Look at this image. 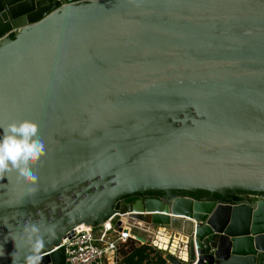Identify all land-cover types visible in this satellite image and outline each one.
Segmentation results:
<instances>
[{
  "label": "water",
  "instance_id": "95a60500",
  "mask_svg": "<svg viewBox=\"0 0 264 264\" xmlns=\"http://www.w3.org/2000/svg\"><path fill=\"white\" fill-rule=\"evenodd\" d=\"M25 119L46 155L0 178V264L33 224L66 264L108 218L183 233L169 264H264V199L121 201L264 194V0H0V124Z\"/></svg>",
  "mask_w": 264,
  "mask_h": 264
},
{
  "label": "clouds",
  "instance_id": "9594fccd",
  "mask_svg": "<svg viewBox=\"0 0 264 264\" xmlns=\"http://www.w3.org/2000/svg\"><path fill=\"white\" fill-rule=\"evenodd\" d=\"M136 3V0H130ZM3 130L0 136V178L7 173L16 176L18 182L26 185H35L38 176L33 169L42 162L46 155V148L43 141L39 138L38 125L31 120L12 121L0 124ZM54 235V228L50 229ZM27 239V252L23 257L18 256V249L12 255L13 264H18L22 259L23 264H41L45 240L40 234L39 226L30 225L25 229ZM15 241V237L11 236ZM4 255V251H0Z\"/></svg>",
  "mask_w": 264,
  "mask_h": 264
},
{
  "label": "built area",
  "instance_id": "2783aa9c",
  "mask_svg": "<svg viewBox=\"0 0 264 264\" xmlns=\"http://www.w3.org/2000/svg\"><path fill=\"white\" fill-rule=\"evenodd\" d=\"M131 232L129 223H125L121 230H115L110 218L97 226L78 225L60 244L65 247L66 264H117L118 247L130 239L136 240ZM157 242L154 243L156 248L169 251L166 245L161 247V242ZM180 253L182 251H179V257Z\"/></svg>",
  "mask_w": 264,
  "mask_h": 264
},
{
  "label": "trees",
  "instance_id": "16d2710c",
  "mask_svg": "<svg viewBox=\"0 0 264 264\" xmlns=\"http://www.w3.org/2000/svg\"><path fill=\"white\" fill-rule=\"evenodd\" d=\"M143 194L150 197H156L159 199H163L164 197L163 196L164 194H159V193L143 192ZM183 196H188L196 200H214V201H218V200L220 201L221 199L224 198L221 196V194L219 195V197L205 196V195H183ZM232 197H234L236 200L239 199L235 195H233ZM230 204H234V203L232 202ZM135 241H136L135 239H130L128 241V243H130L128 252L122 258V262L124 264H168L164 258V253L161 249H158L149 243L136 245Z\"/></svg>",
  "mask_w": 264,
  "mask_h": 264
},
{
  "label": "crops",
  "instance_id": "0c3cea01",
  "mask_svg": "<svg viewBox=\"0 0 264 264\" xmlns=\"http://www.w3.org/2000/svg\"><path fill=\"white\" fill-rule=\"evenodd\" d=\"M129 224H131L133 226V224H135V223H129ZM150 229L153 230L152 226H150ZM150 229L143 227V228H139V230L138 229L135 230V232H133V230H132V232L134 233L133 234L134 237H141V238H144L146 240L145 243H142L141 241L136 240L135 241L136 245L149 243V244L154 246V243H156V241L162 242L161 237L168 238V240H167L168 243L162 242V244H166L169 251H173V252H175L176 255H179L178 254L179 253L178 247L180 246L179 244L181 243V241H183V238H186L183 235V233H178V231L167 230V229H163L160 227V228H158V230H153L154 231V238H152V232L150 231ZM148 237H150L151 239H148ZM129 244L130 243L127 242V243L122 244L118 247V251H117L118 263L117 264H124L122 262V258L124 257L125 254H127L129 246H130ZM184 249L185 248L182 247L181 251L184 252Z\"/></svg>",
  "mask_w": 264,
  "mask_h": 264
},
{
  "label": "flooded vegetation",
  "instance_id": "af4514ba",
  "mask_svg": "<svg viewBox=\"0 0 264 264\" xmlns=\"http://www.w3.org/2000/svg\"><path fill=\"white\" fill-rule=\"evenodd\" d=\"M233 195L237 196L239 199L236 200L234 197H232ZM130 196L150 197V196L144 195L143 193H141V194L136 193V194L127 195V196L122 197L121 201H123L124 199H126ZM163 196H162L163 199L170 200V199L175 198V197H182L183 195H181V194L180 195L179 194H169L168 196H166V194H164ZM221 196L224 198L221 199L220 201L218 200L217 202H223V203L248 202V203H252L258 199H264V194L248 193V192H241V191H225L224 194H221Z\"/></svg>",
  "mask_w": 264,
  "mask_h": 264
},
{
  "label": "rangeland",
  "instance_id": "374dc122",
  "mask_svg": "<svg viewBox=\"0 0 264 264\" xmlns=\"http://www.w3.org/2000/svg\"><path fill=\"white\" fill-rule=\"evenodd\" d=\"M128 223H135V224H133V226H132V230H133V232H135V230H139V228H143V227H145V228H149L150 229V226L151 225H149V224H144V223H140V222H135V221H128ZM153 228V227H152ZM154 230V229H153ZM153 230H151L150 229V231L152 232V238H154V231ZM133 232H131L132 234H134ZM170 232V231H169ZM173 236V235H172ZM148 239H151L150 237H148ZM173 239V238H172ZM171 239V240H172ZM186 238H183V241H181V243L179 244L180 246L178 247V250L179 251H181V248L182 247H184V245H185V242H184V240H185ZM167 240H168V238H167ZM175 240V239H174ZM158 243V242H157ZM174 243V242H173ZM161 245V244H160ZM166 245V244H162L161 245V247H164V246Z\"/></svg>",
  "mask_w": 264,
  "mask_h": 264
},
{
  "label": "bare ground",
  "instance_id": "6f19581e",
  "mask_svg": "<svg viewBox=\"0 0 264 264\" xmlns=\"http://www.w3.org/2000/svg\"><path fill=\"white\" fill-rule=\"evenodd\" d=\"M82 226H83V224H82ZM161 240H162V242L168 243V242H167V238H163V237H161ZM162 242H161V244H162Z\"/></svg>",
  "mask_w": 264,
  "mask_h": 264
}]
</instances>
